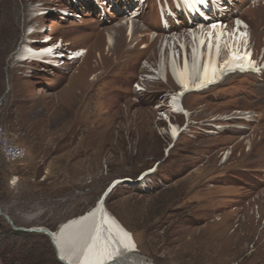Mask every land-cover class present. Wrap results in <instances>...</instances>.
<instances>
[{"label":"rangeland","instance_id":"374dc122","mask_svg":"<svg viewBox=\"0 0 264 264\" xmlns=\"http://www.w3.org/2000/svg\"><path fill=\"white\" fill-rule=\"evenodd\" d=\"M255 1L200 0L191 10L182 0H0V126L27 152L20 161L0 153V264H65L30 229L56 230L117 178L128 180L106 205L147 261L264 264V67L187 95L189 117L172 113L176 140L160 115L178 89L172 75L141 81L153 75L147 62L170 53L168 38L197 26L195 12H207L205 23L242 18L264 66V0ZM47 40L67 56L17 59L26 42ZM79 49L86 55L69 59Z\"/></svg>","mask_w":264,"mask_h":264},{"label":"bare ground","instance_id":"6f19581e","mask_svg":"<svg viewBox=\"0 0 264 264\" xmlns=\"http://www.w3.org/2000/svg\"><path fill=\"white\" fill-rule=\"evenodd\" d=\"M199 1L182 0L184 5L191 10L196 9L194 8L196 7L195 3ZM255 4L260 5V0H256ZM138 12L139 10L137 14H140ZM195 13V19H199V23L197 22L199 27L198 24L197 26H190L192 32L189 33L182 31L178 35L175 32L174 35L177 36L179 43L174 38H168L167 49L170 53L168 56L164 54H162L163 57L160 56L159 65L154 66L152 63L147 62L144 68L150 70L153 75L141 79L143 83L150 79L163 81L168 79L169 74L172 75L178 89L170 97V112L161 113L160 115L162 120L169 123L168 132L175 140L180 137L182 127L173 122L172 116L173 114H180L189 117V110L184 104L187 95L211 87L225 80L227 75L234 72L257 71L264 67L259 60L255 59L253 39L249 37L247 22L238 20L239 27L236 29L220 27V20H214L212 21L213 25L207 26L206 21L203 22L207 17L205 19L200 18L203 14L209 17L207 12H203L200 16L198 12ZM131 16L134 15L128 13L126 16V36L132 41L136 32V21ZM119 33L122 35V29L119 30ZM108 35L107 48L110 50L116 42L113 35ZM170 39H173V43ZM155 40L152 37L151 43H155ZM59 45L62 54L67 56L65 51L62 50L64 49L61 47L62 43H59ZM55 46L49 40L40 47L34 46L32 41L26 42L17 52V59L20 61L42 60V58L57 53V50L54 51ZM143 47L146 46L143 45ZM86 53L87 51L84 49H79L71 52L68 57L69 59H80ZM177 54L180 55V60H178ZM143 83L139 86L145 85ZM3 137H6L4 132ZM6 139L8 140L7 137ZM8 142L15 144L10 140ZM17 148L23 149L27 154L23 146L17 145ZM124 180L128 179L117 178L106 191L104 201H101V196L93 207L82 214L69 218L61 223L56 230H53L57 252L61 259L58 258L65 264H153L140 253L133 233L106 205L109 195ZM36 228L43 227L37 226Z\"/></svg>","mask_w":264,"mask_h":264},{"label":"built area","instance_id":"2783aa9c","mask_svg":"<svg viewBox=\"0 0 264 264\" xmlns=\"http://www.w3.org/2000/svg\"><path fill=\"white\" fill-rule=\"evenodd\" d=\"M0 153L7 159H14L20 161L21 158L26 157V153L23 149L17 148L16 144L8 142L6 137H3V130L0 126Z\"/></svg>","mask_w":264,"mask_h":264},{"label":"water","instance_id":"95a60500","mask_svg":"<svg viewBox=\"0 0 264 264\" xmlns=\"http://www.w3.org/2000/svg\"><path fill=\"white\" fill-rule=\"evenodd\" d=\"M105 197H106V192L102 195V197H101V201H104ZM1 214H2L4 217H6V218L8 219V221L13 225V227H14L15 229H17V230H27V229H23V228L16 227V226L14 225V223L11 221L10 217H9L7 214H5L4 212L1 211ZM30 230H31V231H34V232L43 233V234L48 235V236L51 238L52 243L54 244L55 248L57 247V246H56V242H55V240H54V231H53V230L47 229V228H45V227L40 228V229H37L36 227H34V228H31ZM56 250H57V248H56ZM58 257L60 258L59 255H58ZM60 259H61V258H60Z\"/></svg>","mask_w":264,"mask_h":264},{"label":"trees","instance_id":"16d2710c","mask_svg":"<svg viewBox=\"0 0 264 264\" xmlns=\"http://www.w3.org/2000/svg\"><path fill=\"white\" fill-rule=\"evenodd\" d=\"M55 264H61V263H60L59 261L56 260V261H55Z\"/></svg>","mask_w":264,"mask_h":264}]
</instances>
